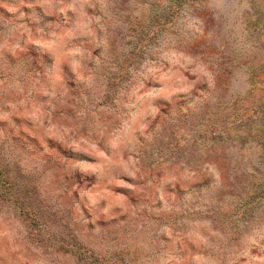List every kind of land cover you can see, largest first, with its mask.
<instances>
[{"label": "rangeland", "instance_id": "rangeland-1", "mask_svg": "<svg viewBox=\"0 0 264 264\" xmlns=\"http://www.w3.org/2000/svg\"><path fill=\"white\" fill-rule=\"evenodd\" d=\"M0 264H264V0H0Z\"/></svg>", "mask_w": 264, "mask_h": 264}]
</instances>
